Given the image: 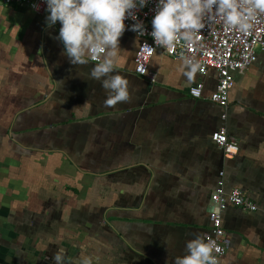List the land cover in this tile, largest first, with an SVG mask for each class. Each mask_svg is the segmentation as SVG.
I'll use <instances>...</instances> for the list:
<instances>
[{
	"label": "crops",
	"instance_id": "1",
	"mask_svg": "<svg viewBox=\"0 0 264 264\" xmlns=\"http://www.w3.org/2000/svg\"><path fill=\"white\" fill-rule=\"evenodd\" d=\"M47 10L0 2V264H166L210 227L220 180L259 208L229 205L230 245L219 264H264V51L237 73L226 108L208 96L216 72L189 81L182 60L161 50L155 79L135 72L140 38L125 30L115 71L130 99L109 107L73 64ZM205 83L204 97L189 88ZM226 114V119L222 118ZM225 124L239 151L212 141Z\"/></svg>",
	"mask_w": 264,
	"mask_h": 264
},
{
	"label": "clouds",
	"instance_id": "2",
	"mask_svg": "<svg viewBox=\"0 0 264 264\" xmlns=\"http://www.w3.org/2000/svg\"><path fill=\"white\" fill-rule=\"evenodd\" d=\"M49 26L60 22L59 39L65 54L73 64L87 63V58L99 60L91 69L92 78L99 80L107 97L106 106L130 99L129 81L115 71L121 51L120 38L126 28L144 35L145 23L136 10L144 8L149 0H45ZM34 7L39 10L40 5ZM264 13V0H156L152 30L155 46L173 50L181 41L187 45L196 42L205 19L218 18L241 33L251 30ZM131 19L134 23L126 25ZM149 45V44H148ZM149 47L155 48L151 45ZM184 75L193 80L200 68L195 56H182ZM216 239L207 234H197L187 240L185 253L175 256L166 264H219L214 253L219 252ZM55 264H65L63 249L54 253ZM80 264H93V257H81Z\"/></svg>",
	"mask_w": 264,
	"mask_h": 264
},
{
	"label": "built area",
	"instance_id": "3",
	"mask_svg": "<svg viewBox=\"0 0 264 264\" xmlns=\"http://www.w3.org/2000/svg\"><path fill=\"white\" fill-rule=\"evenodd\" d=\"M1 3L27 4L34 11H46L45 0H0ZM39 4L37 10L34 5ZM156 0H149V3L142 9L136 10L138 18L143 20L146 27L144 35H138L137 32L129 30L128 32L136 34L140 38V43L134 55L137 74L146 76L150 80L155 79V74L150 70V63L157 51L161 50L164 54L174 58L181 59L182 56H195L200 61V68L197 71L205 76L210 70L216 72V84L214 90L208 98L226 108L229 103L231 91L235 84L237 73H244L254 62L258 60L259 50L264 51V13L260 14L258 21L251 30V34L239 32L237 29L223 23L221 19H205V27L198 34L197 40L192 45H187L181 41L175 49L169 50L163 46H155L154 38L149 34L152 30V18L155 15ZM126 25L134 23L131 19L125 21ZM153 46L155 50L149 45ZM93 61L94 60L90 57ZM205 83L203 80L196 82L189 88V93L193 98L204 97ZM227 115H222L226 119ZM212 141L218 145L227 156H233L238 153V141L228 134L225 124H222L211 135ZM224 172H220V180L211 196L212 209L209 212L210 227L205 233L209 237L216 239L219 245V252L214 253L219 258V263L226 255L230 237L223 224V211L233 205L247 211H256L259 205L250 199L246 193L238 187L230 190L225 189V183L222 178Z\"/></svg>",
	"mask_w": 264,
	"mask_h": 264
}]
</instances>
